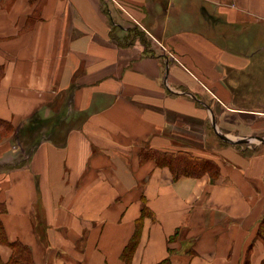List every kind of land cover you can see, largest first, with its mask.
Instances as JSON below:
<instances>
[{"label":"crops","instance_id":"1","mask_svg":"<svg viewBox=\"0 0 264 264\" xmlns=\"http://www.w3.org/2000/svg\"><path fill=\"white\" fill-rule=\"evenodd\" d=\"M117 1L0 0L7 241L34 264H264V142L219 140L264 137V0ZM147 150L219 175L176 179Z\"/></svg>","mask_w":264,"mask_h":264},{"label":"trees","instance_id":"2","mask_svg":"<svg viewBox=\"0 0 264 264\" xmlns=\"http://www.w3.org/2000/svg\"><path fill=\"white\" fill-rule=\"evenodd\" d=\"M141 35L142 42L147 46L148 41L144 34ZM26 130L30 132L35 131V128L29 126ZM145 159L153 160L159 167H168L173 172L176 179L181 177H202L209 174L213 179L219 175V166L214 161L200 162L201 159L194 157L193 154L187 152L169 153L155 150H147L144 152ZM139 228V225H138ZM0 242L7 243L13 250V255L8 263H4L0 257V264H34L31 249L20 243H9L5 236L4 227L0 221ZM137 242V237L129 245L126 254L131 255ZM127 256V255H126ZM127 258V257H126Z\"/></svg>","mask_w":264,"mask_h":264},{"label":"rangeland","instance_id":"3","mask_svg":"<svg viewBox=\"0 0 264 264\" xmlns=\"http://www.w3.org/2000/svg\"><path fill=\"white\" fill-rule=\"evenodd\" d=\"M137 32L144 34L143 31L141 29H139V27H137L136 33ZM243 138H247V140H243ZM219 140L222 143H224V144H230L232 147L233 146L236 147L237 149H239L243 153H252L260 145H262V143L264 142L263 141L264 140V137H262V138H255V137L230 136V138H228V140H229L228 142H224L223 140H221V138H219ZM193 156L194 157H197V158H200L201 159L200 162H202V163H204V162L206 163V161H213L212 159H210L208 157H205V156H198V155H193Z\"/></svg>","mask_w":264,"mask_h":264},{"label":"built area","instance_id":"4","mask_svg":"<svg viewBox=\"0 0 264 264\" xmlns=\"http://www.w3.org/2000/svg\"><path fill=\"white\" fill-rule=\"evenodd\" d=\"M106 2L120 6V4L118 3L117 0H106ZM134 22L138 25L139 29H141L144 32V36H145L146 40L148 41V45L147 46L145 44L144 45L148 49L152 48V46H153L152 44H156L157 46H159V48L162 50V52H164V54H166L168 56L169 59L175 60V61L178 60L174 56V54L165 45H163L157 38H155L154 36H151V34L149 35L148 32L145 30V28L137 20H134ZM137 36H139L141 39V35H137Z\"/></svg>","mask_w":264,"mask_h":264},{"label":"water","instance_id":"5","mask_svg":"<svg viewBox=\"0 0 264 264\" xmlns=\"http://www.w3.org/2000/svg\"><path fill=\"white\" fill-rule=\"evenodd\" d=\"M221 139H223L224 141L228 142V138H226L224 135H220ZM243 140H247V138H243ZM264 141V140H263Z\"/></svg>","mask_w":264,"mask_h":264}]
</instances>
